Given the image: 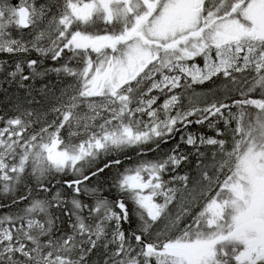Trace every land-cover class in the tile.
I'll return each mask as SVG.
<instances>
[{
    "label": "snow or ice",
    "instance_id": "snow-or-ice-1",
    "mask_svg": "<svg viewBox=\"0 0 264 264\" xmlns=\"http://www.w3.org/2000/svg\"><path fill=\"white\" fill-rule=\"evenodd\" d=\"M0 264H264V0H0Z\"/></svg>",
    "mask_w": 264,
    "mask_h": 264
},
{
    "label": "trees",
    "instance_id": "trees-1",
    "mask_svg": "<svg viewBox=\"0 0 264 264\" xmlns=\"http://www.w3.org/2000/svg\"><path fill=\"white\" fill-rule=\"evenodd\" d=\"M12 2H13V3H15V2H16V0H12ZM209 134H211V133H209ZM165 147H167V146H165ZM106 195H107V193H106Z\"/></svg>",
    "mask_w": 264,
    "mask_h": 264
}]
</instances>
